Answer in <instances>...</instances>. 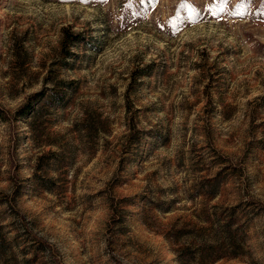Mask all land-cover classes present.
I'll list each match as a JSON object with an SVG mask.
<instances>
[{"label": "rangeland", "instance_id": "obj_1", "mask_svg": "<svg viewBox=\"0 0 264 264\" xmlns=\"http://www.w3.org/2000/svg\"><path fill=\"white\" fill-rule=\"evenodd\" d=\"M0 264H264V0H0Z\"/></svg>", "mask_w": 264, "mask_h": 264}, {"label": "trees", "instance_id": "obj_2", "mask_svg": "<svg viewBox=\"0 0 264 264\" xmlns=\"http://www.w3.org/2000/svg\"><path fill=\"white\" fill-rule=\"evenodd\" d=\"M74 37V40L77 41L80 39V35H75L72 36V38ZM74 41V42H75ZM228 231V230H226ZM228 234V232H227ZM231 240L230 237H226V239H221V240H217V242L215 241L214 244L207 246L209 248V254H208V258L210 263H213L219 259L224 258L226 255L224 251H226L227 249H229V245L231 243H229ZM233 247V246H231Z\"/></svg>", "mask_w": 264, "mask_h": 264}, {"label": "snow or ice", "instance_id": "obj_3", "mask_svg": "<svg viewBox=\"0 0 264 264\" xmlns=\"http://www.w3.org/2000/svg\"><path fill=\"white\" fill-rule=\"evenodd\" d=\"M65 2H70V0H65ZM83 2H87V0H83ZM105 2H106V0H105ZM223 2H224L225 4H227V3H228V0H223Z\"/></svg>", "mask_w": 264, "mask_h": 264}]
</instances>
